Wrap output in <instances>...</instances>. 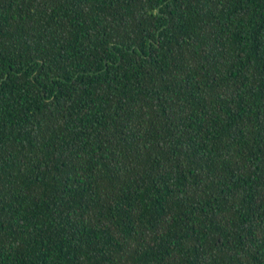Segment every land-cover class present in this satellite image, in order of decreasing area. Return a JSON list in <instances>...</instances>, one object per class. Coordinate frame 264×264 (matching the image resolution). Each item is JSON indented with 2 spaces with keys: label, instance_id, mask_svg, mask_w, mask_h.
<instances>
[{
  "label": "trees",
  "instance_id": "1",
  "mask_svg": "<svg viewBox=\"0 0 264 264\" xmlns=\"http://www.w3.org/2000/svg\"><path fill=\"white\" fill-rule=\"evenodd\" d=\"M0 264H264V0H0Z\"/></svg>",
  "mask_w": 264,
  "mask_h": 264
}]
</instances>
